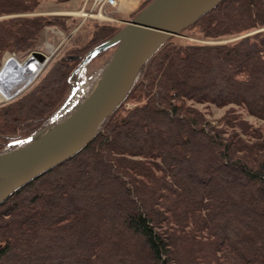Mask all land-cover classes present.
Returning a JSON list of instances; mask_svg holds the SVG:
<instances>
[{
  "label": "trees",
  "instance_id": "16d2710c",
  "mask_svg": "<svg viewBox=\"0 0 264 264\" xmlns=\"http://www.w3.org/2000/svg\"><path fill=\"white\" fill-rule=\"evenodd\" d=\"M40 2L0 0V17L14 15L0 18V59L35 49L49 24L66 28L56 16L22 15ZM262 27L264 0H222L181 33L218 39ZM120 29L95 23L35 86L1 104L0 138L35 132L66 100L84 55ZM189 101L264 119V31L166 41L82 151L0 204V264H264V136L234 106L225 136Z\"/></svg>",
  "mask_w": 264,
  "mask_h": 264
},
{
  "label": "water",
  "instance_id": "95a60500",
  "mask_svg": "<svg viewBox=\"0 0 264 264\" xmlns=\"http://www.w3.org/2000/svg\"><path fill=\"white\" fill-rule=\"evenodd\" d=\"M221 1L151 0L116 34L91 48L67 77L69 84L95 56L114 46L88 96L69 117L45 130L50 121L73 108L76 101L70 94L46 125L15 141V147L0 152V204L30 181L82 151L126 100L145 64L160 47ZM33 55L40 60L44 57L36 51Z\"/></svg>",
  "mask_w": 264,
  "mask_h": 264
},
{
  "label": "rangeland",
  "instance_id": "374dc122",
  "mask_svg": "<svg viewBox=\"0 0 264 264\" xmlns=\"http://www.w3.org/2000/svg\"><path fill=\"white\" fill-rule=\"evenodd\" d=\"M83 1L84 0H70L67 2H63V3H58L56 0H41L36 12L22 14V15L56 16L57 18H60L65 21L66 28H63L58 24H49L45 26L44 30L39 35L35 49L28 51L26 54H23L20 52H10V51L3 52L1 59H0V68L3 63V58L6 57L7 54H13L18 59L25 60L31 52L36 51V52L41 53L43 56L50 57V59L48 60L44 69L39 73L35 82L31 84L30 87H28L20 95H18L17 97L11 100L5 101L1 99L0 105L12 102L13 100L19 98L20 96L28 92L33 86H35L41 80V78L45 75L48 68L55 60L60 58L69 48L73 46H78L84 43L89 38L91 31L94 28L95 23L116 24L117 26L121 28L124 26V23L127 21V20L121 19L122 16L120 15L117 16V14L115 18V8L116 7H111V6H106L104 8V11L107 12L108 15H103L104 17L106 16L108 18L109 16H111L110 20L108 18L106 19L99 18V17L83 18L81 16H77L76 13L80 9ZM10 16H14V15L1 16L0 18L10 17ZM124 18L128 20L131 19L130 13L125 14ZM258 31H264V27L259 28V29H254L244 35L226 36V37H221L218 39L202 38L195 32L184 31L178 36L171 37V39L174 42H178V43L195 42L199 44H219V43L231 42L242 36L249 35V34H252ZM113 50H114V46L111 47L109 50H107L104 54L96 57V59L92 63L89 64L86 70H83L77 76L73 78V79H79V81H77L76 83L88 82L91 87L94 81L96 80L97 74H99L100 70L102 69V67L105 65V63L111 56ZM71 85L72 84H69L70 92L68 96L70 94L71 95L73 94ZM135 104L136 102H133V101H128L125 103L127 108H130L134 106ZM188 105H191L194 108H196L198 111H200L203 114L204 118L208 120L213 126L218 127V128H224L226 130L224 133L225 136L229 134L231 128H228L223 123V118L225 117L228 108L230 106H234L233 108L235 109V112L240 115V119L247 122L250 125V127L257 129L258 131H261L262 135L264 136V119H260V118H257L249 114L243 108H240L235 105L217 107L212 103H198L194 101H189ZM48 120L44 122L43 124L46 125L48 123ZM25 133L26 131L20 132L21 136L24 135ZM240 135L241 137L246 138V140L251 141L250 137H247L246 135L242 133H240ZM17 140H20V139L15 140V139L9 138L6 140H2L0 138V143H3V147L2 149H0V152L6 151L12 148L13 146L15 147L17 145L15 141Z\"/></svg>",
  "mask_w": 264,
  "mask_h": 264
},
{
  "label": "bare ground",
  "instance_id": "6f19581e",
  "mask_svg": "<svg viewBox=\"0 0 264 264\" xmlns=\"http://www.w3.org/2000/svg\"><path fill=\"white\" fill-rule=\"evenodd\" d=\"M99 16V15H98ZM97 16V17H98ZM103 15H101L102 17ZM100 17V16H99ZM20 61V60H19ZM12 62V60H11ZM18 66L15 69L9 68L7 70L4 69V72H1L0 77V100H5L11 96V94L19 89L23 85L29 84L31 80L33 79L32 73H25L22 69L24 64H21L17 61ZM40 65H35L33 70H38ZM19 68V69H18ZM6 75V76H5ZM5 76V77H4ZM101 74H97L96 80L90 87L88 82H78L79 79H73L71 84L73 86V97L75 99V104L73 108H71L66 114H63L61 117L56 118L52 121H50L45 127V130L50 129L51 127L55 126L56 124H59L62 122L65 118L69 117L73 111L77 108V106L88 96V94L93 90V88L97 85L99 78ZM5 78V79H4ZM6 80V81H5Z\"/></svg>",
  "mask_w": 264,
  "mask_h": 264
},
{
  "label": "built area",
  "instance_id": "2783aa9c",
  "mask_svg": "<svg viewBox=\"0 0 264 264\" xmlns=\"http://www.w3.org/2000/svg\"><path fill=\"white\" fill-rule=\"evenodd\" d=\"M117 2H118V0H84L80 9L77 11L76 15L81 16L83 18L97 17L99 15L100 16V17L98 16L99 18H103V19L105 18L106 19L108 17H106V16L101 17V15H108V13L104 11V8L106 6L116 7ZM110 17L111 16H109V18H108L109 20L111 19ZM33 52H31L25 60H20L13 54H7V56L3 58V63H2L1 68H0V77H1V72L3 73L4 69L5 70H7L9 68L15 69L18 66L17 61L21 64H24V66L22 67L21 70H23L25 73H29L31 71L33 73L35 72V74H33V77H32L33 79L31 80V82H29V84L23 85L19 89L15 90L9 98L5 99V101L11 100V99L17 97L24 90H26L28 87H30V85L35 82L39 73L44 69L48 60L50 59V57L44 56L43 59L40 60L38 57L33 55ZM11 60H12V62H11ZM35 65H38V66L40 65L38 70H33Z\"/></svg>",
  "mask_w": 264,
  "mask_h": 264
},
{
  "label": "crops",
  "instance_id": "0c3cea01",
  "mask_svg": "<svg viewBox=\"0 0 264 264\" xmlns=\"http://www.w3.org/2000/svg\"><path fill=\"white\" fill-rule=\"evenodd\" d=\"M142 1L143 0H118L115 8V18L117 14V16H122L121 19L128 20L124 18L125 14L135 11Z\"/></svg>",
  "mask_w": 264,
  "mask_h": 264
}]
</instances>
